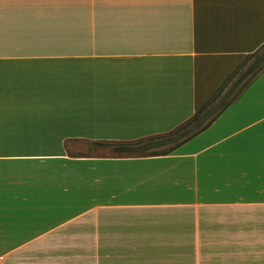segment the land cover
Returning a JSON list of instances; mask_svg holds the SVG:
<instances>
[{
	"label": "crops",
	"instance_id": "0c3cea01",
	"mask_svg": "<svg viewBox=\"0 0 264 264\" xmlns=\"http://www.w3.org/2000/svg\"><path fill=\"white\" fill-rule=\"evenodd\" d=\"M263 44L264 0H0V264H264V69L167 154L85 152L173 131Z\"/></svg>",
	"mask_w": 264,
	"mask_h": 264
},
{
	"label": "trees",
	"instance_id": "16d2710c",
	"mask_svg": "<svg viewBox=\"0 0 264 264\" xmlns=\"http://www.w3.org/2000/svg\"><path fill=\"white\" fill-rule=\"evenodd\" d=\"M251 59V62L246 69L239 74V76L231 83V85L222 94V90L226 83L222 84L216 92L210 97L207 103L195 111L193 116L182 125L173 131L154 137L147 138L143 141L134 143H97L99 146H111L113 150L119 155H163L171 152L180 144L190 139L192 136L204 130L212 121L227 107L237 96L244 90L246 86L253 80V78L264 69V44L253 53L246 56L245 61ZM250 76L245 82V76ZM233 76V75H232ZM229 81V79L227 80ZM226 81V82H227ZM159 139V140H158ZM169 145L167 148L160 151H150V149L160 148ZM148 150V153H138L140 151ZM127 153V154H123Z\"/></svg>",
	"mask_w": 264,
	"mask_h": 264
},
{
	"label": "rangeland",
	"instance_id": "374dc122",
	"mask_svg": "<svg viewBox=\"0 0 264 264\" xmlns=\"http://www.w3.org/2000/svg\"><path fill=\"white\" fill-rule=\"evenodd\" d=\"M251 62V59L247 60L241 67H239V69L236 70V72H234L233 74V78L237 77L239 74H241L244 69L246 68V66L249 65V63ZM250 76H245L243 82H245ZM233 78L231 80H233ZM228 86V84L226 85V87ZM159 140V139H158ZM169 145L160 147V148H154V149H150V151H160L163 150L165 148H167ZM81 151H83V149H81ZM86 154L88 155H98V156H107V155H119L120 153H117L113 150V148L111 146H97V147H89L85 149ZM148 153V150L145 151H140L134 154H138V153ZM123 154H127V153H123Z\"/></svg>",
	"mask_w": 264,
	"mask_h": 264
}]
</instances>
